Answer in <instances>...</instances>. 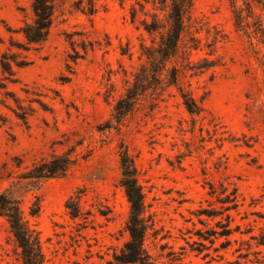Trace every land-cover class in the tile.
<instances>
[{
  "label": "rangeland",
  "instance_id": "obj_1",
  "mask_svg": "<svg viewBox=\"0 0 264 264\" xmlns=\"http://www.w3.org/2000/svg\"><path fill=\"white\" fill-rule=\"evenodd\" d=\"M134 2L54 0L46 40L21 54L28 64L15 67L16 80L6 86L21 108L0 89L5 119L0 192L10 189L35 223L46 264H103L128 236L129 204L119 184L118 146L123 144L143 192L152 253L184 247L186 260L203 262L202 253L195 255L189 245L197 247L198 234L216 228L220 217L203 213L219 209L216 197L223 196V184L227 191L236 188L237 206L228 213L230 227L238 230L230 237L251 244L249 258L255 263L252 251L261 250L260 259L264 255L250 239L264 234V46L250 49L234 27L228 0H194L188 38L195 40L186 43L194 46L177 62L179 83L201 106L200 115H190L177 88L168 86L154 101H140L117 129L104 128L126 82L144 62L140 43H150L139 25L142 13L130 20ZM30 3L0 0V51L11 39L22 40L15 31L30 20ZM11 109L30 114L22 121ZM65 152L75 159L65 176L19 178L40 159ZM75 191L82 213L72 219L64 202ZM35 196L40 210L31 218ZM219 241L202 242L215 256ZM238 246L232 242L221 252L235 260ZM241 247L245 253L246 244ZM18 251L0 218V264H22Z\"/></svg>",
  "mask_w": 264,
  "mask_h": 264
},
{
  "label": "trees",
  "instance_id": "obj_2",
  "mask_svg": "<svg viewBox=\"0 0 264 264\" xmlns=\"http://www.w3.org/2000/svg\"><path fill=\"white\" fill-rule=\"evenodd\" d=\"M228 1L234 27L245 37L250 49H257L258 44L264 46V0ZM193 2L194 0H135L130 6L131 22L136 20L138 12L142 13L143 18L140 19L139 25L149 36L150 43L146 44L143 41L140 43L144 62L132 73V79L126 82L124 92L115 101L111 116L104 123V128L117 129L124 118L135 110L140 101H154L168 86L177 88L182 104L190 115L196 117L200 115L201 106L190 91L179 83L181 68L177 62L179 55H184L185 49L194 46L191 44L186 46V43L195 40L193 37L188 38L191 32L189 29L190 11ZM147 4L149 8L146 7ZM30 8V20L24 21L15 31L20 34L22 40L11 39L8 48L0 51V89L4 90L5 97L13 98L17 108H21L20 103L16 97H13V93L6 91V86L16 80L14 68H22L28 64L21 54L38 48L46 40L52 24L55 4L54 0H31ZM184 37L188 40L183 43ZM11 111L22 121H25L26 116L30 114L27 111L18 112L15 109ZM4 120L0 117V125L4 123ZM118 147L119 184L129 204L128 217L124 226L128 236L121 247L114 250L103 264H240V258L249 264H264V255L261 256L263 259L258 257L261 250L252 251L254 263L249 258L251 244L243 239H231L233 232L238 230V227H230L231 216L228 213L237 206L236 188L232 187L230 191H227L228 187L223 184L220 192L223 196L216 197L217 202L220 203L219 209L203 213L208 217H220L215 222L216 228L198 234V242L193 243L197 244V247L189 245V251L195 252V255L202 253L203 262L186 260L187 250L184 247L179 248L178 251L168 249L164 253H152L146 245L149 225L145 215L143 192L136 178V167L126 147L123 144ZM74 162L75 159L67 152L55 154L33 163L21 173L19 178L27 181H40L63 177ZM209 186L211 189L209 194H214L213 185L209 183ZM79 198V191H75L64 202V207L72 219L79 217L82 213ZM39 210L40 199L35 196L29 206L28 215L35 218ZM0 218H3L8 225V230L19 249L18 255L22 264H46L35 223L24 215L20 200L10 189L0 192ZM216 239L220 241L218 246L212 249L215 256H211L208 252L209 246L202 241L208 240L212 244ZM250 239L255 240V247L264 248V234L259 237L251 236ZM232 242H238L239 246L234 250L238 252L237 259L231 261L227 260L221 251L226 252ZM242 244H246L245 253L241 252ZM204 250L207 251L204 252ZM159 258L164 259L159 261ZM73 264L79 263L74 262Z\"/></svg>",
  "mask_w": 264,
  "mask_h": 264
}]
</instances>
